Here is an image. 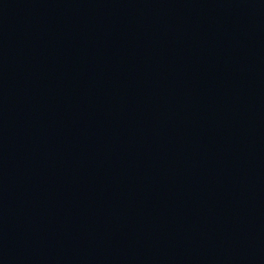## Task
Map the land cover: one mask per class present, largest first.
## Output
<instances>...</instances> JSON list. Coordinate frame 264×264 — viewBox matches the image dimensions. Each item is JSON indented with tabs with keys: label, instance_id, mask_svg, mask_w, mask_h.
Here are the masks:
<instances>
[{
	"label": "water",
	"instance_id": "95a60500",
	"mask_svg": "<svg viewBox=\"0 0 264 264\" xmlns=\"http://www.w3.org/2000/svg\"><path fill=\"white\" fill-rule=\"evenodd\" d=\"M0 264H264V0H0Z\"/></svg>",
	"mask_w": 264,
	"mask_h": 264
}]
</instances>
